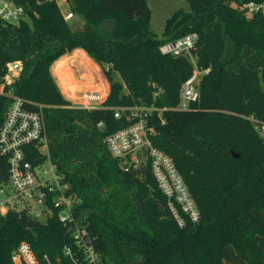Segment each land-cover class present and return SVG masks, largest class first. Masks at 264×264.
I'll list each match as a JSON object with an SVG mask.
<instances>
[{
  "label": "trees",
  "instance_id": "1",
  "mask_svg": "<svg viewBox=\"0 0 264 264\" xmlns=\"http://www.w3.org/2000/svg\"><path fill=\"white\" fill-rule=\"evenodd\" d=\"M13 1L25 14L18 24L0 20V76L7 62H21L5 89L25 109L41 112L50 160L77 196L75 213L84 214L103 263L264 264V139L254 130L264 122V14L245 7L264 0H187L189 10H175L160 36L151 31L146 0H65L84 22L79 31L56 0ZM190 33L194 63L187 54L160 51ZM75 48L108 83L100 106H72L60 92L67 93L64 83L59 89L50 72ZM68 59L58 60L53 74ZM195 68L204 71L198 96L179 109L181 85ZM8 103L0 94V126ZM130 107L153 109L151 143L171 157L197 221L181 214L178 225L146 161L124 170L110 154L105 139L134 121ZM24 150L30 161L40 158L33 144ZM6 180L0 155V183ZM21 242L40 260L72 264L63 247L73 241L54 216L40 221L24 211L0 213V264H11Z\"/></svg>",
  "mask_w": 264,
  "mask_h": 264
},
{
  "label": "built area",
  "instance_id": "2",
  "mask_svg": "<svg viewBox=\"0 0 264 264\" xmlns=\"http://www.w3.org/2000/svg\"><path fill=\"white\" fill-rule=\"evenodd\" d=\"M249 11H261L264 14V2L249 1L245 4ZM24 7L13 0H0V20L18 24L24 18ZM67 21L72 13L63 14ZM196 35L187 34L160 46L162 53L172 55L187 54L192 63L194 58L189 50ZM1 68V67H0ZM21 69L20 61H9L4 65V74L0 76V94L9 99L8 108L0 126V155L6 158L7 180L0 183V193L6 197L0 206V213L9 209L24 211L30 217L45 221L53 216L66 227L74 247L65 245L63 255L72 264H104L95 250L93 238L87 230L84 214L75 213L77 196L71 192L64 175L57 171L47 151L44 119L40 111H31L22 107L23 100L6 90ZM197 69L187 78L180 88L179 109H186L191 100L198 96L196 87ZM204 71H201V73ZM98 91H81L77 102L72 106L92 108L102 104L107 96L105 84L100 83ZM40 108V106H38ZM125 109L116 111L118 112ZM150 107H130L129 117L134 121L124 128L109 134L105 141L110 154L119 160L124 170L137 169L146 161L150 170L167 199V204L179 226L183 224L182 215L191 221L199 218L198 209L190 196L171 157L155 148L150 139L153 128L149 126L147 115ZM254 130L264 139V122L254 123ZM33 144L40 158L30 161L24 148ZM11 264H51L46 255L40 260L27 242H21L10 256Z\"/></svg>",
  "mask_w": 264,
  "mask_h": 264
},
{
  "label": "rangeland",
  "instance_id": "3",
  "mask_svg": "<svg viewBox=\"0 0 264 264\" xmlns=\"http://www.w3.org/2000/svg\"><path fill=\"white\" fill-rule=\"evenodd\" d=\"M56 2L63 14L68 12L67 3L65 0H56ZM146 3L149 10L150 28L152 33L157 36L161 35L165 20L169 18L175 10H189L187 0H146ZM67 23L74 30L79 31L85 28L82 18L76 14H72V18L68 19ZM83 60L84 58H82V62ZM201 74V71L198 70L197 78H199ZM54 76L56 77L58 83H64L65 88L67 89V93H63L60 89V92L62 93L64 98L73 103L77 102V96H79L81 91H98L99 89H101L100 83L102 82L103 84H105L106 80L99 66L97 67L96 65H85L83 67L78 65L77 62H69V67L68 65L67 67L65 66L61 73H54ZM72 82L74 83V85H72ZM69 83L70 85H67ZM5 197L6 196L3 193H0V206L4 202Z\"/></svg>",
  "mask_w": 264,
  "mask_h": 264
},
{
  "label": "crops",
  "instance_id": "4",
  "mask_svg": "<svg viewBox=\"0 0 264 264\" xmlns=\"http://www.w3.org/2000/svg\"><path fill=\"white\" fill-rule=\"evenodd\" d=\"M75 54H78V56L75 57V56H74ZM82 56H84V57L87 58L89 61H91V64H88L89 66L96 65V66L98 67V65H97L94 61H92V60L87 56V54L85 53V51H84L83 49H81V48H75V49H73L70 53H68V54H64V55L60 56L59 58H57V59L51 64V66H50V72H51V74H52V76H53V78H54V80H55V82H56V84H57L58 87H59V83H58L56 77L54 76V74H53V72H52V67H53V65H54L58 60H60L61 58L69 57V59H68V63H67L68 67H69V62H70V63L77 62L78 65L84 67L86 64H85V63L83 64L82 62H80V61H81V60H80L81 58H79V57H82ZM67 65H66V67H67ZM88 65H87V66H88ZM72 69H73V68H72ZM72 83H73V82H72ZM67 85H70V83L67 84ZM72 85H74V83H73ZM105 88H106V90H108V83H107L106 80H105ZM59 89H60V87H59Z\"/></svg>",
  "mask_w": 264,
  "mask_h": 264
},
{
  "label": "water",
  "instance_id": "5",
  "mask_svg": "<svg viewBox=\"0 0 264 264\" xmlns=\"http://www.w3.org/2000/svg\"><path fill=\"white\" fill-rule=\"evenodd\" d=\"M104 24L107 25L110 29H113L114 24L112 21H106ZM233 156L237 157V154L233 153Z\"/></svg>",
  "mask_w": 264,
  "mask_h": 264
}]
</instances>
